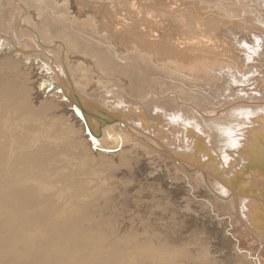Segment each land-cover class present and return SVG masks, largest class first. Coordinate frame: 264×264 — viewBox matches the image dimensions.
<instances>
[{
    "label": "bare ground",
    "instance_id": "1",
    "mask_svg": "<svg viewBox=\"0 0 264 264\" xmlns=\"http://www.w3.org/2000/svg\"><path fill=\"white\" fill-rule=\"evenodd\" d=\"M18 1L28 12L15 0H0V96L19 99L27 109L38 104L49 118L34 111L46 122L43 132L61 125L69 144L80 148L99 175L110 172L128 191L138 183L147 189L146 199L149 189L160 192L156 212L171 220L167 229L178 242L200 233L191 230L196 223L189 212L195 211L190 202H202L222 211L216 215L226 220L240 264H264V103L241 105L264 100V0H256L260 9L246 7L245 0H200L230 16L250 17L247 34L233 32L226 41L213 37L223 36L231 22L213 30L211 19L200 22L177 0L39 1L51 4L50 10ZM170 17L183 22L170 25ZM58 30L66 36L57 38ZM224 52L230 61L211 59ZM224 106L229 109L217 115ZM15 160L37 164L26 154ZM159 166L184 186L170 182L168 189ZM183 195L187 212L176 215Z\"/></svg>",
    "mask_w": 264,
    "mask_h": 264
},
{
    "label": "rangeland",
    "instance_id": "2",
    "mask_svg": "<svg viewBox=\"0 0 264 264\" xmlns=\"http://www.w3.org/2000/svg\"><path fill=\"white\" fill-rule=\"evenodd\" d=\"M39 1L41 0H32L31 3L43 9L44 7L48 10L52 8L51 4L40 5ZM177 1L181 4L185 3L183 10L191 9L200 22L205 23L211 19L210 26L213 30H216L218 25L222 27L221 25L224 26L225 23L231 22L227 25L229 28L225 27L226 30L231 31L225 32L223 36H214L213 39L215 38L216 41L232 40L236 34V36L240 33L247 34L244 31L245 27H248V30L252 28L249 16L245 18L241 15L230 16L221 12L212 2ZM244 2H247L246 7L253 6L260 9L259 2L256 0H245ZM15 3H20L26 8L23 14L28 12L29 9L24 4L25 2L15 0ZM225 3L239 5L236 1H225ZM256 3L258 4L255 6ZM261 7V9L264 8V6ZM150 8L152 12L155 11L154 8ZM214 16L219 19L217 20ZM35 17L38 19L39 14H35ZM170 19L172 20L169 23L170 25L173 23V26H179L183 22L180 17L175 19L182 21L181 24L173 20V17ZM247 20L250 24L246 23ZM233 23L234 27L231 25ZM239 27L243 31L239 30ZM198 29L201 30L200 25ZM63 31H55L56 35L61 34L58 35L59 37L54 35L59 39L63 38L67 34L63 35L65 32ZM199 32L206 34L203 30ZM229 34H232V37ZM234 51L236 53V50ZM227 53L218 55L217 59L216 56L211 57V55L206 58L221 60L223 56L222 60L230 61L226 60ZM237 55L240 56L239 51ZM178 56L182 58L181 55L176 57ZM241 56L243 57V54ZM179 57L178 59L182 60ZM40 71L41 69L38 73ZM186 71L188 73V69L183 71L185 75ZM199 74L204 76V73ZM243 102L244 106L256 105L257 107L263 104L264 100L241 101V105ZM239 104L234 103V105ZM226 106L218 110L217 115L225 113L229 109ZM36 109H38V104L27 109L19 99L5 94L0 96V264H240L242 262L235 257L236 251L232 248V244L230 245L231 240L228 233L230 229L224 227L226 220L221 218L222 214L216 215L218 210L215 209L217 208H213L214 211L202 202H194V204L193 201L190 202L191 208L195 211L188 212L192 213L194 223H196L190 229H200L201 234L197 233L199 237L197 235L196 238L190 239V237L186 244L178 242L180 239L167 229L166 222L169 218L166 217L168 218L166 219L160 212H156L158 211L156 203L161 199L158 196L160 192L149 189L147 193L150 199H146L142 196L145 188L138 183H134L138 188L129 187L130 191H128L126 186L124 188L122 179L116 178L110 172L103 176L99 175L101 170H97L96 165L87 163L79 155L80 148L69 144V140L61 130V125H57L54 132L49 128L47 132H43L46 122L34 113ZM38 113L47 118L39 109ZM20 154H26L37 164L15 160ZM114 157L120 158L121 155ZM156 170L165 175L161 181L162 183L168 182V189L172 188L169 185L170 182L184 186L181 181H171L170 177L173 172L170 170H164L161 166ZM91 173L96 175L92 177ZM167 176L170 177L167 178ZM127 185L135 187L133 182ZM183 196L177 198L178 205H185L183 199L187 196ZM152 200L153 203H151ZM146 203H149L151 207ZM202 204L206 210L200 208ZM144 205L148 208L146 210L151 211L150 214L143 209ZM174 209H178L174 210L175 213L173 212L176 215H180L181 211H184L182 214L187 212V207L184 206L183 208L176 206ZM212 215L216 217L213 218ZM169 222L171 223V220ZM211 228L222 231L210 232ZM183 231L185 232L183 237L186 239V233L189 232L186 229ZM199 245H201L200 249Z\"/></svg>",
    "mask_w": 264,
    "mask_h": 264
}]
</instances>
